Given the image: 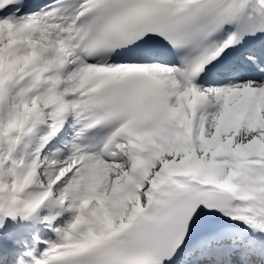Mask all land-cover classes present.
Wrapping results in <instances>:
<instances>
[{
    "label": "snow or ice",
    "instance_id": "6c2138e0",
    "mask_svg": "<svg viewBox=\"0 0 264 264\" xmlns=\"http://www.w3.org/2000/svg\"><path fill=\"white\" fill-rule=\"evenodd\" d=\"M0 264H264V0H0Z\"/></svg>",
    "mask_w": 264,
    "mask_h": 264
}]
</instances>
